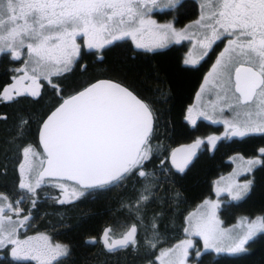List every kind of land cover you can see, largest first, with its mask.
<instances>
[{
	"label": "snow or ice",
	"instance_id": "6c2138e0",
	"mask_svg": "<svg viewBox=\"0 0 264 264\" xmlns=\"http://www.w3.org/2000/svg\"><path fill=\"white\" fill-rule=\"evenodd\" d=\"M184 5L185 0H0V54L24 65L18 69L22 75L14 76L12 84L0 89V102L25 95L38 100L42 89L49 88L58 96L57 103L39 121L37 137L42 152L31 143L19 149L18 188L31 194L33 206L46 178L56 181L55 186L67 196L65 180L82 189L104 188L133 176L146 179L152 175L147 169L153 160L155 117L149 103L122 83L102 78L66 94L64 82L74 68L81 67L85 49L102 56L105 49L131 41L134 49L154 53L169 42L179 44L196 37L207 55L223 37L227 47L205 84L215 90L216 100L210 102L213 112L229 110L234 115L220 121L203 109L198 114L213 123L222 122L225 137L264 134V0H201V15L194 22L197 32L191 34L187 27L178 30L173 23L161 24L152 18L155 10L178 13ZM81 70L87 71V65ZM193 111L189 108L185 118L194 125ZM28 124V120L21 121V135ZM218 139L209 136L207 142L215 147ZM203 142L197 139L171 153V164L179 173L192 163L195 149ZM259 152L264 159V148ZM260 159L248 161L249 166ZM247 187L237 186L233 192L229 185L216 191H228L237 199ZM151 190L152 185L145 184L130 210L139 212ZM24 198L13 202L0 193V249L11 246V255L28 264H62L68 254L66 245L53 243L42 233L20 238V230L30 227L31 219V210L24 214L21 206ZM218 207L217 202L205 200L185 218L186 238L166 248L158 247L162 237L154 219L152 238L143 241L155 257L149 264H193V260L202 264L204 252H241L257 232H264V217L248 221L243 233L226 231L217 218ZM112 231L108 228L103 233L109 251L141 243L135 223L127 226L119 239L109 237ZM199 241L203 242V252L196 247Z\"/></svg>",
	"mask_w": 264,
	"mask_h": 264
},
{
	"label": "trees",
	"instance_id": "16d2710c",
	"mask_svg": "<svg viewBox=\"0 0 264 264\" xmlns=\"http://www.w3.org/2000/svg\"><path fill=\"white\" fill-rule=\"evenodd\" d=\"M198 10L196 2L186 1L180 10L179 21L195 18ZM182 60L183 50L180 48L151 54L134 49L132 42L127 41L110 50L105 49L102 56L84 50L81 67L74 68L64 82L67 94L90 80H113L127 86L151 106L155 114L152 142L162 147L158 148L148 166L147 171L155 175L156 181L151 200L139 214L129 207L144 188V180L137 176L120 184L94 189L93 194L89 193L84 199L67 206L58 202L61 195L60 188L55 186L57 182L46 180L53 184L37 190L33 206L31 194L18 188L19 149L26 143L39 148V121L57 103L58 96L49 88L42 89L43 94L38 100L27 95L9 104L0 102V193L7 194L13 202L24 196L21 206L26 210L24 214L31 210L29 224L32 229L51 233L56 240L69 245L70 253L62 259V264H149L155 257L143 243L144 235L139 231L141 243L137 247L120 248L114 252L91 240L97 239L108 228L113 230L109 235L119 239L133 223L138 230L145 231L155 219L159 234L168 244L183 233L186 213L214 196L216 180L232 169L229 158L240 156L257 160L261 157L259 149L264 148V134L257 133L243 138L227 137L215 148L207 146L194 167L183 176L171 175L164 169L160 157L163 148L166 150L170 145L190 142L207 133L220 135L223 130L220 124L209 130L200 122L198 131H195L185 122V113L198 93L207 62L193 69L184 67ZM22 65L21 61L12 60L7 54L0 56V89L13 83V77L21 74L18 69ZM83 65H87V71L81 70ZM22 120L29 121L24 126L23 135L20 134ZM247 179L251 182L248 195L242 201L222 208L224 225H232L242 217H249L252 221L264 217V159H260ZM246 247L245 252L238 255L205 252L201 257L202 264H264V233L249 240ZM4 257L6 259L0 260V264H16L7 260L10 257L8 250Z\"/></svg>",
	"mask_w": 264,
	"mask_h": 264
},
{
	"label": "rangeland",
	"instance_id": "374dc122",
	"mask_svg": "<svg viewBox=\"0 0 264 264\" xmlns=\"http://www.w3.org/2000/svg\"><path fill=\"white\" fill-rule=\"evenodd\" d=\"M195 1H196V3L199 6V10H198L199 13L194 18V22L197 19H199V16L201 15V11H202L201 8H200L201 0H195ZM155 12H157V13L160 14V12H162V11L161 10H156ZM159 14H153L152 18L153 19H156L158 23H161V24L162 23H165L166 21L161 20L160 17H159ZM189 26H191V27H189ZM187 28H188L190 34L197 32V26L195 25V23H193V25H188ZM221 39L223 40V37ZM220 40H217L216 42H218ZM186 41L189 44V51L192 49L193 44H194V53H193V55L190 53L191 51L189 53H187L184 61L185 60L195 61V63H188V64H185L184 63V64L186 66L195 67V66H197L200 63L199 61L202 58L203 52L205 50L202 49L199 46V44L197 43V38L196 37H193L192 39L186 40ZM172 42H174V41H172ZM169 43H171V42H169ZM225 47H227V42H226L225 46H223L221 52H223V50H224ZM2 55L3 54H0V56H2ZM219 56H220V54H219ZM219 56H216V59L213 60V62L211 64L212 67L215 64L216 60L219 58ZM22 67H24V65H22L20 68H22ZM211 70H212V68L209 70V72H211ZM209 72L207 74H209ZM20 75H22V73L19 74V76ZM207 77H208V75H207ZM208 79L211 80V77H208ZM203 89H204L203 91L200 90L199 93H198L197 102H195L194 105H191L189 107V108H193L194 109L193 116H194L195 120L196 119L197 120H199V119L200 120L201 119H203V120H210V119H206L205 117L200 116L198 114L201 109L207 111L208 114L211 115V116H213L216 120L222 121L223 119H226V118L227 119H231L233 117V115H234L233 112H231L229 110H225V112H223V113H220L219 110H216L215 112H213L212 108L210 107V102L216 100L215 90L211 88V85L210 84H205V88H203ZM216 124H218V125L220 124L221 126H223L222 133L220 135H218V136L223 137L224 136V132H225L224 124L222 122L221 123H216ZM152 147H153V152L155 153V152H157L158 148L159 147H162V146L159 145V144L158 145L152 144ZM163 149L165 151V148H163ZM229 160L232 161V169H231V171L228 174H226L225 176H222L218 180H216L215 185H214V196L212 198H208L206 200L215 201V202L218 203L219 207L216 210V215H217V218L220 221L221 228L225 229L226 231H231V233H233V234H237V233H243L246 230L247 222L248 221H252V219L249 218V217H242V218L237 219V221L234 224L227 226V225H224V222L222 221L221 210H222V208L226 204L237 203L239 201H242L248 195V193L250 192V189H251V182L248 180V179H250V177H248V179H247V176L250 175V172L253 170V168L255 167V165L257 163L249 166L248 161H250V159L247 160V159H245L243 157H240V156L231 157V158H229ZM249 167H250V170H248ZM151 174L152 175H150L149 177H147L146 179H143V180H144V186H145V184H151L152 185V190H153V188H154V181H156V179H155V175L153 173H151ZM50 184L51 183H47L45 185L43 184L42 186H47V185L48 186H52ZM245 184L248 185L247 190L242 191L241 194H240V196H239V198H237V199H234L233 196L228 193V191H221L220 193H217V191H216V189L218 187L219 188H227L229 185H232V191L235 192V191H237V186H243ZM66 187L68 189L67 196H65V193L60 189L61 190L60 199H65L66 202H67V201H70L71 199L78 198L79 196L82 195L76 189V187H74L72 185H66ZM152 190H151V195H152ZM74 191L76 192V195H73L72 194ZM142 192H144V188L141 190V193ZM145 194L147 195V193H145ZM151 195H150V198H149L148 201L141 203V205H140V211L139 212L135 211L134 208L132 209V211H134L135 214H139L142 211L143 206L145 204H148V202L151 200ZM202 204H203V202L201 204H199L196 208L188 211L186 213V215H185V218L190 213L196 212L200 208V206ZM152 223L150 224V227L149 228L148 227L145 228V231H143V229L138 230L140 234H143L144 235V239L145 238H148V239H151L152 238V232H153ZM261 233H264V232H257L252 238H254L257 234H261ZM160 237H162V236L160 235ZM185 238H186V234L184 233V231H183V233L181 235H179V238L178 239H174L172 241H169L168 244H167L168 241H166L164 239V237H162V243H161V245H158V247L159 246H163L165 248L166 247H171V246L179 243L181 240H183ZM196 239L198 240L199 238H196ZM247 244L244 245V251L235 252V253L221 252V253H218V254H227V255H238V254H241V253L245 252V250L247 249V247H246ZM196 247L200 251H202V252L204 251V249H203V242L202 241H199V243L196 244ZM211 252H214V251H211ZM201 257H200V259H201ZM193 264H195V261L194 260H193Z\"/></svg>",
	"mask_w": 264,
	"mask_h": 264
},
{
	"label": "flooded vegetation",
	"instance_id": "af4514ba",
	"mask_svg": "<svg viewBox=\"0 0 264 264\" xmlns=\"http://www.w3.org/2000/svg\"><path fill=\"white\" fill-rule=\"evenodd\" d=\"M186 1H191V2H193V3L196 2L195 0H185V2H186ZM180 10H181V9H180ZM155 11H156V10H155ZM155 11L151 14L152 16H153V14H159V13H157V12H155ZM179 13H180V11H179L178 13H175V12H172L171 10L166 9V10H163L162 12H160L159 17H160L161 20L166 21L165 23H173V24H174V27L177 28L178 30H179V29H185L188 25H193V23H194V18H192V19H190V20H188V21H186V22H180V21H179V18H178ZM198 13H199V11H198ZM162 24H164V23H162ZM226 42H227V41L223 38V40L221 39L220 41L214 43V44L211 46V48H210L209 50H207V55H203L202 58H201L200 61H199L200 63H199L197 66H195V67L186 66V65L184 64V59H185V57H186V54L189 53L190 51H191L190 53H191L192 55H193V53H194V44H193L192 49L189 51V44L187 43L186 40L181 41L179 44H177V43H175V42H171V43L167 44L164 48L156 50L154 53H156V52L167 53V52L171 51L172 49L180 48V49L183 50V60H182V63H183V66H184V67H189V68L197 69V68H199L201 65H203L205 62H207V68L205 69V71H204V73H203V76H202V79L200 80L201 83H199L200 85L198 84V85H199L198 93H199V91L202 89V87L205 88V78L207 77V75H208L207 73L209 72V70L212 68V65H211V64H212L213 60L216 59V56H219V54H220V52L222 51L223 46H225ZM85 51L88 52L87 49H85ZM151 54H153V53H151ZM198 85H197V87H198ZM198 93H197V95L194 97L193 102L191 103V105H194L195 102H197ZM25 96H27V95H25ZM21 97H24V96H21ZM18 98H20V97H17L16 99H18ZM12 102H13V101H11V102H10V101H7L8 104H9V103H12ZM191 105H189L187 109H189V107H190ZM186 115H187V111H186V113H185V117H186ZM184 120H185V122L190 126V128L193 129V130H195V131H198V128H199L200 125H201L200 122H203L204 125L207 126L209 130H210L211 128H215V127H217V125H218V124H216V123H213V122L210 121V120H203V119H201V120H200V119L197 120V119H196V123H195L194 125H193L190 121L186 120V118H184ZM208 129H207V130H208ZM209 136H217V137H220V139H218V140L216 141V145H215V147H217V145L219 144V142H221V141L227 139V137H225V136L221 137V136H218V135H213V134H208V133H207V134H205V135L198 136L195 140L193 139V140L190 141V142L181 143V144H177V145H170V146L168 147V149H166L165 151H163V152H162L163 154L160 155V157H161V162L163 161L162 165H163L164 169H166V171H167L168 173H170L171 175L174 174V175L183 176V175H185L186 173H188L189 170L192 169V168L194 167V163L196 162V160L200 157V155H202V154L204 153L206 147H207V146H208V147H212V146H211L210 144H208V142H207V137H209ZM197 139H201V140H203L204 142L202 143V145H201V147L199 148V150H197L196 155L193 157L192 163L186 168L185 172H183V173H179V172H178V171L172 166V164H171V153H172L176 148H178V147H180V146H189V145L193 144ZM152 144L155 145L156 142H152ZM215 147H214V148H215ZM38 149L42 152V149H41L40 145H39V148H38ZM210 151H211V150H210ZM154 155H156V152H155V153L153 152V156H154ZM259 159H260V158H259ZM166 171H165V174H166ZM49 181H51V180H49ZM47 183H51L50 185L53 184L52 182H45V184H47ZM66 183H67V184H65V185H72V186L76 187V189L80 192V194L82 193V195L79 196L78 198L71 199L70 201H67V202L61 204V206H62V205L67 206V205H72V204H74V203H77L78 201L84 199L89 193L93 194V193H94V191H93L94 189H99V188L82 189V188H80V186L77 185V184H73V183H70V182H66ZM45 184H44V185H45ZM116 184H120V183H113L112 185H116ZM60 195H61V190H60ZM20 232H21V236H20L21 239H24V238H26L27 236H34V235H37V234H41V233H42V234L47 235L53 243H60V244H62V245H66L67 248H68V254H67L65 257H63L62 259L67 258V256H68L69 253H70V247H69V245H67L66 243H63V242H61V241L56 240V239L54 238V236H53L51 233L35 231V230L32 229V226H30V227H26V228H23V229L20 230ZM109 237L112 238L110 235H109ZM97 239H98V240H97ZM97 239H93V240L90 239V240H91V242H93L94 244H95V243H99V245H100L101 247L105 246V244H104V237H103V234H100V235L98 236ZM114 239H116V238H114ZM105 248H106V246H105ZM10 249H11V246L0 249V260H5V259H6V257H4V252H5L6 250H8V251H9V254H10V257H9V259H7V260H11V261H13V262L16 263V264H28V262L17 261V260L11 255V250H10ZM118 249H120V248H117V249L114 250V251H117ZM106 250H108V249L106 248ZM114 251H109V252H114ZM30 264H35V262H34V261H33V262H30Z\"/></svg>",
	"mask_w": 264,
	"mask_h": 264
},
{
	"label": "water",
	"instance_id": "95a60500",
	"mask_svg": "<svg viewBox=\"0 0 264 264\" xmlns=\"http://www.w3.org/2000/svg\"><path fill=\"white\" fill-rule=\"evenodd\" d=\"M131 90V89H130ZM135 94V93H134ZM153 114H154V112H153ZM154 117H155V114H154ZM192 145V144H191ZM201 145H202V143H201ZM201 145L198 147V148H196L195 149V153L197 152V150H199V148L201 147ZM41 147V149H42V146H40ZM185 147H187V146H180V147H178V148H176V149H180V148H185ZM175 149V150H176ZM174 150V151H175ZM196 155V154H195ZM173 166V165H172ZM174 167V166H173ZM175 168V167H174ZM46 180H49L48 178H46ZM65 182H70V183H73V184H76L74 181H67V180H65ZM85 189H89V188H85Z\"/></svg>",
	"mask_w": 264,
	"mask_h": 264
}]
</instances>
